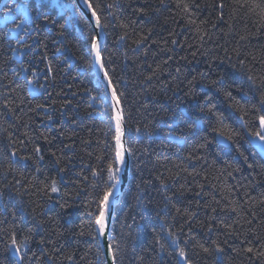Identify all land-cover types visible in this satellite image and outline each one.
<instances>
[{
  "label": "trees",
  "instance_id": "1",
  "mask_svg": "<svg viewBox=\"0 0 264 264\" xmlns=\"http://www.w3.org/2000/svg\"><path fill=\"white\" fill-rule=\"evenodd\" d=\"M30 2L0 0V34L12 36V19L18 21L21 16V13L15 11V5ZM100 2L106 4L112 0ZM221 2L224 4L222 12L217 7ZM195 3L199 4V8L193 9L189 17L176 7V0H165L164 5L160 4V0H120V6L114 9L115 16L119 18L115 23L118 25L124 21L130 24L127 30L129 38L115 43L116 38L125 30L111 25L105 29L104 55L112 59L110 67L115 69L114 78H122L118 87L125 93L124 107L132 115V130L127 137L128 145L133 149L130 155L129 183L116 208L111 227V236L121 242L117 264H161L162 261L164 264H174L166 255L155 250L154 245L156 232L160 228L156 212L164 215L165 204L170 213L175 212L172 205L182 210L187 208L197 214L199 221L205 223L213 215L217 223L221 220L227 224L239 221L236 227L240 231L247 230L245 221L255 213L258 222H254L252 227L264 237V203L261 202L264 200V155L256 147L257 141L249 143L237 119L238 114L228 107L231 101L224 99L222 92L216 94L211 84L219 75L230 76V83L232 80L238 82L240 60L244 61V71L258 79L264 77V0H195ZM5 4L13 8V12L8 14L7 23ZM139 9H144V14H140ZM69 17L71 24L63 42L56 38L55 31L46 32L41 37L48 45V61L39 62V56L44 51L42 47L35 50L36 67L41 77L46 71V63L50 62L54 69L51 74L55 78L54 83L48 91L52 93L55 107L59 110L48 113L52 115V121L47 120L43 111L39 114L30 111L37 103L52 102L46 93L42 91L28 95L26 90L11 92L14 85H10L9 81L17 79L11 70L15 61L4 65L6 77L0 73V113L6 112L2 107L6 101L14 100L19 105V95L25 98L21 106L23 111L18 108L15 112V116L20 117L19 121L12 114L0 115V154L7 155L13 148L21 154H30L32 148L40 146L44 156L39 163L41 171L36 173L37 165L29 161L26 168L17 172L16 178L22 179L25 185L36 184L38 181L50 183L56 179L60 188L59 194L49 193L51 199L35 187L21 189L22 195L14 201H8L5 195L0 200V229L11 230L15 227L19 236L27 234L31 229L33 242L28 255L35 252L40 257V264H107L91 214L95 211V204L91 202L90 185L96 178L91 176L90 168L96 166L95 156L104 149L103 141L109 138L105 136L108 121L106 116L99 115L100 105L84 95V89H91L93 95L102 98L105 89L94 67H86L81 59L82 56L87 58L85 38L90 34L91 23L79 8L74 18L71 12ZM189 19L195 23L189 24ZM132 21L135 23L132 24ZM149 29L152 30L150 39L141 50L133 52L132 39L138 38V34L147 33ZM173 39L178 42L176 45L171 43ZM10 55L11 52L0 53V64ZM157 65H160L159 69ZM153 70L155 75L152 80H145V77L152 75ZM200 73L206 76L201 78ZM193 77L196 80L192 90L201 100L205 94L211 97L216 104V111L223 113L226 123L240 133L229 147L212 141V136L207 132V122L199 129L188 128L192 103L186 94ZM22 81L21 76L19 82ZM73 92L77 93L75 97L72 96ZM57 93L66 95L58 96ZM233 95L240 99L236 91H233ZM64 99L72 100L74 105L78 104L79 111L71 107L60 109ZM90 104L92 107H89ZM181 112L185 114V120H177V124L179 129L184 130L186 142L177 143L165 137L160 126L164 119L176 117ZM74 116L77 118L76 124L71 122ZM137 121L151 122L156 126L155 134L137 139L134 131ZM167 131L169 129H163V132ZM25 132L31 137V143L23 135ZM206 135L212 143L206 148H198V144L203 143L202 137ZM66 144L72 147L65 148ZM90 152L93 154L91 157L88 155ZM240 152L244 155L241 156ZM189 156L192 159H187ZM58 158L59 164L56 163ZM5 165L6 161L0 156V185L6 182L3 175ZM61 168L65 171L60 172ZM20 172H23V177ZM229 172L231 175H228ZM161 173L170 178L167 179V189L158 192L159 182L155 177ZM12 179L11 175L7 177V180ZM144 181L152 183L143 184ZM138 184L153 199L156 211L150 217L139 215L136 207ZM165 194L172 197L171 201L164 200ZM213 207L217 208L216 213L211 212ZM232 207L238 208L239 216L229 210ZM133 215L136 216V225L122 229V224L132 223L130 217ZM181 222L178 217L177 224ZM240 225H243L242 229ZM193 235L206 245L214 239H225L222 226L211 234L206 233V228L197 226ZM41 238L46 241L44 245L38 244ZM248 238L253 247H259L251 235ZM243 239V236L239 239L229 238V244L232 248H239ZM6 241L5 232L0 231V264H17L12 252L5 249ZM224 255L226 264H260L259 261L250 262L245 254L238 256L228 247H225ZM48 256L53 259L49 261ZM197 264H212V258L201 255L197 258Z\"/></svg>",
  "mask_w": 264,
  "mask_h": 264
},
{
  "label": "snow or ice",
  "instance_id": "2",
  "mask_svg": "<svg viewBox=\"0 0 264 264\" xmlns=\"http://www.w3.org/2000/svg\"><path fill=\"white\" fill-rule=\"evenodd\" d=\"M165 0H160V4L164 5ZM82 4L83 8L90 13V16H85L86 20H90V34L85 38L86 46L88 48L87 58L81 57L84 60L86 67H97L98 71L102 74L101 80L106 85V90L103 97L92 94L91 89H84V95L94 103L100 105L99 115L101 117L106 116L108 121V132L105 133L108 139L103 141L104 149L100 154L95 156L96 166L90 168L91 176L96 178L90 185L92 191L90 195L92 197V203L95 204V211L91 214L94 217L95 230L98 237L105 238L107 243V251L111 256V264H117L118 253L121 251V242L118 241L114 236L108 233V222L113 211L112 204L115 199V191L117 186L120 184V174L123 167L126 165V155H131L133 149L128 145L127 133L131 131L130 121L132 120V115L124 107V96L125 93L118 87V82L121 77H115V69L111 68L112 64L111 57H106L104 55L105 48L102 47L101 38L106 36L107 29L110 25L115 27L119 26L124 29L114 41L115 43H120L126 41L129 38L128 29L130 28L129 23L120 21L117 25L115 22L119 19L115 16L114 9L120 6V0H112L111 3L102 4L100 0H31L30 3H25L23 5L16 4L15 11L21 13L19 20L13 18L12 23L14 28L12 31V36L9 37L7 33L0 34V53L11 52V55L3 60L0 64V73L6 77L7 72L4 70V65H8L10 62L15 61L12 67L13 76L16 80H10L9 84L14 85L11 88V92L17 93L27 91L28 95L39 94L42 91L47 94L49 100L52 102L50 104L37 103L34 108L30 111L39 114L43 111L47 115V120L52 121V115H48L49 112H56L59 109L55 107L56 101L52 99V93L48 91L49 86L54 83V76L51 75L54 72L53 66L50 62L46 63V71L43 73V77L36 67L37 56L35 55V50L42 47L44 51L39 56V62L44 63L48 61L47 47L48 45L44 43L41 39L42 35L46 32H56V38L63 42L66 39V33L70 27L71 19L69 17V12L74 18L77 15V9L79 5ZM6 16L5 23L8 22V14L13 12V8L5 4ZM176 7L180 9L183 14L191 17L193 14V9H198L199 4L195 3V0H176ZM221 12L223 11L224 4L221 2L217 6ZM140 14H144V9H139ZM83 15V12H81ZM63 20V22H60ZM132 24L135 21L131 22ZM189 24H194L195 21L192 19L188 20ZM135 30L133 29V32ZM152 30L149 29L147 33L138 34V38L132 39L133 52L141 50L145 43L150 39ZM83 35V32H82ZM203 39V37H200ZM173 45L178 42L173 39L171 41ZM59 51V49H58ZM147 53L145 52V55ZM193 56L196 55L195 52L192 53ZM67 59V57H66ZM171 59V57H169ZM167 63V61H165ZM241 71L239 73V81L232 80L228 75H219L217 79L212 80L211 84L216 89V94L223 93L224 99L231 101L228 107L237 113V119L241 122V127L243 128L249 143H255L259 141V147L264 151V77L259 79L247 71L243 70L244 61L240 60ZM151 67V66H149ZM160 65H157V69ZM235 68V65H233ZM179 72V69H177ZM155 75V70H153L152 75L145 77V80L151 81ZM201 78L206 76L205 73L199 74ZM23 77L22 83L19 82V78ZM41 79L43 82H41ZM196 77H193L189 81V90L186 94L192 103V113H191V123L188 124V128L199 129L205 122H207V132L212 136V141L217 144H231L234 143L240 136V133L235 131L226 123V117L223 113L216 111V104L213 99L207 94L201 98L192 90V86ZM233 91L240 94V99H237L233 95ZM57 95H66L64 93H57ZM76 92L72 93L75 97ZM19 105L15 104V101H6L2 107L6 109V112L0 113V115L12 114L14 118L19 121L20 117L15 116V112L19 108L23 111L21 107L25 103V98L23 95H19ZM60 109L72 108L74 111H79V105L73 104L72 100L64 99L60 104ZM92 107V104L89 105ZM64 113L62 112L61 115ZM90 116L91 113H88ZM177 120L184 121L185 114L183 112L177 114L176 117H169L164 119L160 130L161 133L171 139L175 140L177 143L186 142L185 136L183 135L184 130L179 129ZM72 124L77 123V118L74 116L71 120ZM25 127L27 123L25 122ZM167 128L169 131L163 132V129ZM7 131V129H3ZM179 130L180 134L177 135ZM137 139L141 137H152L156 132V126L151 122L141 123L137 121L136 127L134 129ZM63 135V133H61ZM25 137L28 138V142L31 143V137L28 133H23ZM47 140V137H45ZM9 140L11 141V134H9ZM203 143L198 144V148H206L212 141H210L206 136L202 137ZM14 143V142H13ZM21 144L24 141H20ZM97 143H100L98 141ZM65 148H71V144L64 145ZM239 151V149H237ZM42 150L40 146H35L32 148L30 154H21L17 149L13 148L7 155L0 154L2 159L6 161V165L3 167V175L6 182L0 185V200H3L5 195L8 197V201H14L16 198L22 195L21 189L27 190V188L35 187L37 191L47 196L49 199L52 197L51 194H59L60 188L56 179H52L50 183H45L43 181H38L36 184L25 185L22 179H17L16 174L20 169L26 168L29 161H34L37 165L35 167V172L39 173L41 171L39 163L43 161L44 156L41 154ZM55 156V153H52ZM88 155L91 157L93 154L90 152ZM243 156L244 153L240 152ZM187 159H192L191 156ZM246 159V158H245ZM59 164V158L56 160ZM252 167V165H249ZM60 172H64L65 169L61 168ZM11 175L12 180H7V177ZM21 177H23V172H20ZM231 175V172L228 173ZM106 177V178H105ZM170 177H164V175L158 174L155 180L159 182L158 192H163L167 189V179ZM35 179V177H34ZM85 180L88 177H84ZM152 181H144L143 184H151ZM19 185L20 187H17ZM137 194L135 196L136 207L139 209V215L151 216L156 209L153 207V199L146 194V189L142 187L141 184L137 185ZM79 195V193H77ZM175 195V193H173ZM172 197L164 195L165 201H171ZM264 203V200L261 201ZM218 203V202H217ZM234 203V202H233ZM175 208L174 213L168 211V205L165 204V214L161 215L156 212V217L160 221L159 232H156L154 238L155 250L160 254L166 255V257L174 262V264H197V258L201 255L212 258V264H226L225 261V247H228L232 252L236 253L238 256L241 254L247 255L249 261H259L260 264H264V237H261L253 226L256 220L255 213H252V218L247 219L245 222L248 225L246 231H240L237 229L236 225L239 221H234L232 224L224 223V221H219L217 223L216 217L213 215L209 217V220L205 222L199 221L196 217L195 212H190L187 208L181 209ZM223 210V209H221ZM232 213H236L237 216L240 212L237 207H232L229 209ZM35 211V210H34ZM212 213L217 212V208H211ZM15 216V213H13ZM182 220L181 223L177 224V218ZM35 219V216L33 217ZM131 224H122V229L132 228L136 225V216L130 217ZM39 225V221L36 222ZM199 226L200 228H206V233L211 234L218 230L221 226L224 230L225 239L219 241L218 239L211 240L210 244L201 242L196 239L193 235L194 228ZM243 228V225H240ZM4 231L7 236V241L5 243V249L10 250L17 260V264H40V257L36 255L35 252L31 256L28 253L31 251V243L33 242L32 230L29 229L28 233L19 236L13 227L11 230L0 229ZM155 232L156 230L153 229ZM249 235H251L259 244V247H253L252 241L249 240ZM241 236L244 237L241 240V247L232 248L229 244V238L239 239ZM46 243L44 238H41L38 242L39 245H44ZM248 246L244 247L243 245ZM198 249L199 251H195ZM52 256H48V260L51 261ZM69 260L72 259L71 256L68 257ZM161 264H164L162 261Z\"/></svg>",
  "mask_w": 264,
  "mask_h": 264
},
{
  "label": "water",
  "instance_id": "3",
  "mask_svg": "<svg viewBox=\"0 0 264 264\" xmlns=\"http://www.w3.org/2000/svg\"><path fill=\"white\" fill-rule=\"evenodd\" d=\"M79 9L83 12L84 16H90V13H87V10L83 8L82 4L79 5ZM88 21L91 23L90 20H88ZM105 41H106V36H103L101 38L102 47H104ZM93 67H94V72H95L97 78L100 80V82L102 83L104 89L106 90V85L101 80L102 74L98 71L97 67H95V66H93ZM127 137H128V133H127ZM259 143L260 142L258 141L256 143V146L259 149V151L264 155V151H262L260 149V147L258 146ZM223 145L229 147L230 144H223ZM130 169H131V157H130V155H126V165L123 167V169L121 171V174H120V177H121L120 184L117 186V190L115 191V199L113 200V204H112L113 211L111 213V216H110V219H109V222H108V230L107 231H108V233L110 235H111V227H112L113 218H114V215H115V212H116V208L120 204L122 196H123V193L126 190V188L128 186V183H129ZM99 239H100V243H101V247H102L103 253H104L105 257H106L107 264H111V256H110V254L107 251V243H108V241L105 238H101V237H99Z\"/></svg>",
  "mask_w": 264,
  "mask_h": 264
},
{
  "label": "bare ground",
  "instance_id": "4",
  "mask_svg": "<svg viewBox=\"0 0 264 264\" xmlns=\"http://www.w3.org/2000/svg\"><path fill=\"white\" fill-rule=\"evenodd\" d=\"M81 11V10H80ZM82 12V11H81ZM99 80V79H98ZM100 81V80H99ZM105 256V255H104ZM106 258V257H105Z\"/></svg>",
  "mask_w": 264,
  "mask_h": 264
}]
</instances>
